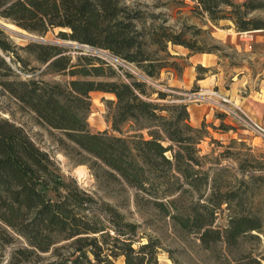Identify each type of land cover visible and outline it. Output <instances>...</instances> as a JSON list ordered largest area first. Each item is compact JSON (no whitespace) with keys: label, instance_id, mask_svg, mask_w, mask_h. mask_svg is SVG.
<instances>
[{"label":"trees","instance_id":"1","mask_svg":"<svg viewBox=\"0 0 264 264\" xmlns=\"http://www.w3.org/2000/svg\"><path fill=\"white\" fill-rule=\"evenodd\" d=\"M192 1L213 23L229 19L238 31L264 29V18L252 15L253 11L264 10V0ZM0 18L38 35L53 27L64 28L58 32L60 38L107 50L133 62L150 78L157 77L166 66L143 47L137 29L140 16L121 0H0ZM150 42L164 51L167 42L195 52L206 51L182 33L166 30L152 34ZM19 50L41 65L48 63L47 70L87 78L71 79L65 84L35 75L24 78L22 72L30 60ZM67 50L61 44L33 40L23 46L15 44L0 25V90L32 112L38 125L60 131L63 136L58 142L65 148L69 141L73 149L101 160L129 185L147 190L152 184L151 175H156L161 179L160 195L167 199L154 200L155 204L182 228L197 231L203 245L223 240L228 247L240 249L245 238L262 237L259 252L243 251L232 264H264V225L260 216L238 211L222 230L212 227L216 209L223 203L228 205L234 195L226 192L214 202L208 194L202 198L208 173L202 170V181L195 175L200 171L196 144L206 130L189 122L187 104L150 100L144 97H149L144 82L132 75H128L129 80L121 78L93 52L72 62ZM197 68L206 69L201 65ZM95 90L114 94L115 99L108 101L107 120L121 135L91 130L87 117L90 92ZM157 93L158 98L166 97L165 92ZM126 123L137 127L128 130L131 133H122ZM201 184L206 185L203 190H199ZM187 190L198 195L188 207L190 211L183 213L178 202ZM94 202L73 178L66 179L59 173L52 156L21 125L0 112V223L25 238L27 245L17 248L16 253L28 255L54 247L59 260L53 264H115L113 259L120 255L123 264H159L160 245L155 239L148 237L134 247L137 225L124 220L109 203L103 202L95 209ZM103 214L109 215L111 227L103 222ZM12 239L8 235L6 241ZM62 240L69 241L71 249L61 256L57 251L64 245L56 244Z\"/></svg>","mask_w":264,"mask_h":264},{"label":"rangeland","instance_id":"2","mask_svg":"<svg viewBox=\"0 0 264 264\" xmlns=\"http://www.w3.org/2000/svg\"><path fill=\"white\" fill-rule=\"evenodd\" d=\"M121 3L140 16L137 29L144 40L143 47L153 58H159L166 64L157 77L151 78L152 83L142 81L149 96L144 97L167 104L186 103L189 122L206 130L205 136L196 144L200 157L197 168L200 171L195 175L201 177L202 181V170L208 173L207 186H199V190L206 186L202 198L208 194L214 202L226 192L234 195L228 205L223 203L216 209L212 227L222 230L227 226L229 217L238 211L260 216L264 225V136L253 130L245 115L264 127V29L238 31L229 19L213 23L205 12L195 8L192 0H121ZM252 15L264 18V10L253 11ZM3 28L9 38L21 46L29 40L67 46L66 53L71 56L72 62L78 56L92 52L87 45L60 38L58 32L64 29L61 27L50 28L43 35L21 28L33 37L18 36ZM163 30L182 33L184 38L206 51H191L171 42H167L165 51L161 50L159 45L150 42V36ZM19 52L30 60L22 72L24 78L35 75L62 84L71 79L87 78L71 75L68 71L47 70L45 64L33 61L24 50ZM192 54L213 56V62L204 70L198 69L190 56ZM196 77L206 79L196 81ZM126 78L129 80L130 77L127 75ZM157 91L165 92L166 97L158 98ZM114 99L113 93L100 90L90 92L87 121L92 131L107 130L121 135L112 130L107 120L108 101ZM0 112L21 125L35 143L52 156L64 178H73L80 188L94 198L92 205L95 209L107 202L123 215L124 220L137 225L134 247L146 242L148 237L155 239L160 245L157 254L159 264H232L241 252H259L262 249L263 238L253 236L245 238L240 249L228 247L223 240L203 245L197 231L182 228L155 204L154 200L167 199L160 195L162 184L156 175H151L152 184L147 185V190L129 185L101 160L73 149L69 141L65 148L58 142L63 136L60 131L38 125L32 112L23 109L1 90ZM136 127L126 123L122 133H131L128 130ZM142 131L146 136L147 129ZM67 151L70 155L66 154ZM160 169L166 172V167L161 165ZM170 180L174 181V178ZM197 195L191 190L183 194L178 202L183 213L190 211L188 207L194 204ZM102 220L106 226H112L108 214H103ZM8 235L13 236L11 241H6ZM68 243L62 240L56 244L64 245L57 251L61 256L70 252ZM26 245L25 238L0 223V264H53L59 260L54 247L28 255L15 252ZM113 261L123 264L124 257L120 255Z\"/></svg>","mask_w":264,"mask_h":264},{"label":"built area","instance_id":"3","mask_svg":"<svg viewBox=\"0 0 264 264\" xmlns=\"http://www.w3.org/2000/svg\"><path fill=\"white\" fill-rule=\"evenodd\" d=\"M89 49L93 53L101 57L105 61V63L110 64L125 79H127L126 78L127 75H132L136 77L138 80L152 83L151 78L148 77L143 71H141L133 62H129L119 57L118 55H115L104 49L92 48V47H89ZM245 115L247 116L249 124L253 128V130L257 132L258 134H261L264 136V127L259 122H257L256 120L248 116L246 113Z\"/></svg>","mask_w":264,"mask_h":264},{"label":"crops","instance_id":"4","mask_svg":"<svg viewBox=\"0 0 264 264\" xmlns=\"http://www.w3.org/2000/svg\"><path fill=\"white\" fill-rule=\"evenodd\" d=\"M191 58L193 59V62H194V65H201V66H204V67H207V66H210L213 62V56H203V55H200V54H192L190 55ZM206 78H200V79H197V77L195 78L196 81H204Z\"/></svg>","mask_w":264,"mask_h":264},{"label":"water","instance_id":"5","mask_svg":"<svg viewBox=\"0 0 264 264\" xmlns=\"http://www.w3.org/2000/svg\"><path fill=\"white\" fill-rule=\"evenodd\" d=\"M0 25L5 27L6 29H8L10 32H12L15 35L18 36H25V37H33L32 34L28 33L27 31L18 28L17 25L13 24V23H9V22H5L3 20L0 19ZM48 63L45 64V66Z\"/></svg>","mask_w":264,"mask_h":264}]
</instances>
